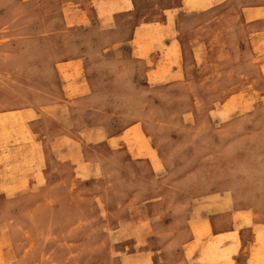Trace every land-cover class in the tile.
Returning a JSON list of instances; mask_svg holds the SVG:
<instances>
[{
	"label": "rangeland",
	"instance_id": "rangeland-1",
	"mask_svg": "<svg viewBox=\"0 0 264 264\" xmlns=\"http://www.w3.org/2000/svg\"><path fill=\"white\" fill-rule=\"evenodd\" d=\"M215 1L0 0V264L256 262L264 33Z\"/></svg>",
	"mask_w": 264,
	"mask_h": 264
},
{
	"label": "crops",
	"instance_id": "crops-1",
	"mask_svg": "<svg viewBox=\"0 0 264 264\" xmlns=\"http://www.w3.org/2000/svg\"><path fill=\"white\" fill-rule=\"evenodd\" d=\"M187 1L191 3V6L197 9L204 8V7L206 8L210 4V0H187ZM211 1L212 3H215V4L219 3V2H216L215 0H211ZM231 3L233 7H235V9L238 10L237 11L238 17H241V20L245 26L246 31L257 33L260 35L264 33V0H232ZM146 26L154 27L151 24H147ZM172 45H174V41L171 43V46ZM167 53L178 56L179 55V45L175 49V53H171L170 49H169V52ZM39 163L43 164V162H39ZM39 166H40V171L42 172V165L40 164ZM35 173H36V168L26 173L27 183L31 185L36 184L37 180L35 178L38 177V174L36 177H34ZM246 214L248 215L249 212ZM246 214L239 215L237 213L240 219L243 218L242 219L243 224H251L252 214L251 215L249 214V216H246ZM253 228H254V233H255V240H254L255 243L254 244L256 245L257 249L260 248L259 250H261V255L258 252H252L250 250V254L252 258L255 257L256 259V262L254 260L253 261L251 260V261L253 264H264V258H262L264 257V224L253 225ZM217 232H220V231H217ZM216 239L222 240L223 243L221 242L222 245L220 246H223L224 248L227 247V248L234 249L231 251V256H230L234 264L233 256L238 253V249L240 246V239H239L237 229L229 231L228 233L218 234L217 236H215L214 240ZM224 240H227L226 244L224 243ZM261 258L263 259V261L260 260Z\"/></svg>",
	"mask_w": 264,
	"mask_h": 264
}]
</instances>
